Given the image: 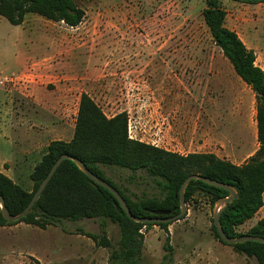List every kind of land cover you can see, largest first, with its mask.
<instances>
[{"label":"rangeland","instance_id":"1","mask_svg":"<svg viewBox=\"0 0 264 264\" xmlns=\"http://www.w3.org/2000/svg\"><path fill=\"white\" fill-rule=\"evenodd\" d=\"M73 2L84 14L75 27L33 13L13 26L0 16V119L10 100L25 109L26 96H41L43 90L51 102L65 104L70 124L86 94L107 118L126 115L130 140L185 156L190 149L183 131L194 123L218 132L222 147L214 155L219 159L240 166L256 153L255 94L215 46L202 15L206 0ZM219 4L224 26L254 53L255 65L264 72V3ZM38 116L47 121L50 115ZM162 120L165 126L172 121L164 147L156 143ZM67 136L62 141H69ZM98 167L131 202L166 197L164 183L145 170ZM32 170L25 168L13 181L28 193L34 187ZM185 205V216L163 228L131 227L140 236L135 240L118 217L105 213L55 219L45 229L25 223L0 226V264H129L122 252L139 242L132 264H258L215 237L208 197L195 192ZM263 215L264 205L237 232L245 234ZM104 238L108 246L100 244Z\"/></svg>","mask_w":264,"mask_h":264},{"label":"trees","instance_id":"2","mask_svg":"<svg viewBox=\"0 0 264 264\" xmlns=\"http://www.w3.org/2000/svg\"><path fill=\"white\" fill-rule=\"evenodd\" d=\"M233 1L249 5L264 3V0ZM28 13L37 14L51 21L63 22L69 27L77 26L84 16L83 11L74 4L73 0H0V16L13 26L20 25L23 17ZM202 15L215 46L229 61L234 73L255 94L259 147L249 161L239 166L219 159L212 153H190L182 156L130 140L127 136V119L124 113L107 118L88 95L81 94L73 136L67 142L55 140L48 144L45 154L30 174L34 185L32 192H25L0 173V196L11 215L18 214L27 206L53 163L61 155L67 154L83 162L91 173L114 187L126 202L130 213L136 218H155L157 216L154 213L161 211L176 215L179 212L178 191L189 175L198 174L230 185L237 190L238 199L230 202L220 215L219 222L223 232L230 238L244 235L264 238V215L245 234L237 232V228L251 220L263 206L264 72L255 65L254 53L245 47L233 31L224 26L225 12L220 7L219 0H206V9ZM98 164L130 171L145 170L164 183L166 197L162 201L144 199L131 202L125 198L121 189L105 178ZM195 192L208 197L210 205L228 195L225 190L192 180L185 189V203ZM101 213L118 217L120 222L127 226V231L132 236L130 240L140 237L131 227L137 230L138 226L157 225L163 228L168 225L141 224L128 219L117 207V202L110 192L95 185L72 161L65 160L59 165L31 210L17 222L3 220L0 213V226L25 223L45 229L55 219L92 218ZM211 226L218 241L225 244L220 241L213 223ZM87 237L96 241L92 235ZM100 244L108 246L105 238ZM231 246L238 252L255 257L258 264H264L263 244L247 242ZM140 247V242L126 247L122 252V259L132 264L131 261L140 253ZM168 264L173 263L169 260Z\"/></svg>","mask_w":264,"mask_h":264},{"label":"crops","instance_id":"3","mask_svg":"<svg viewBox=\"0 0 264 264\" xmlns=\"http://www.w3.org/2000/svg\"><path fill=\"white\" fill-rule=\"evenodd\" d=\"M40 93L41 96L35 92L26 96L30 103L28 102L25 109H16L12 100H10L11 104L9 103L8 107L2 109V118L0 119V173L12 181L22 175L25 168L27 171L40 161L51 141L63 140L64 136L67 135L68 138L65 139L70 140L73 136L75 117L68 124L64 118L65 104L58 101L51 102L52 96L49 92L42 90ZM39 112L42 114L43 112L49 113L50 116L47 121L39 118ZM35 124L39 128L36 129ZM171 128L172 121H168L165 126V122L162 120V124L157 130L158 135L160 134L159 140H156L157 144L160 141L164 147L165 135ZM183 133L184 146L190 149V153L215 154L220 152L222 145L219 142L218 132L208 131L202 126L195 127L194 123H190ZM173 135L169 136L170 140H173ZM209 142L212 143L213 148H210ZM29 160L31 163L28 162Z\"/></svg>","mask_w":264,"mask_h":264},{"label":"water","instance_id":"4","mask_svg":"<svg viewBox=\"0 0 264 264\" xmlns=\"http://www.w3.org/2000/svg\"><path fill=\"white\" fill-rule=\"evenodd\" d=\"M65 160L72 161L75 164V166L77 167V169L82 174H84L89 180H91L95 185L100 186V187L106 189L108 192H110L114 196V198L117 202V207L120 208L125 213V215L127 216L128 219L132 220L133 222L141 223V224H158V223L170 224V223L176 222V221L180 220L181 218H183L186 214V205H185V200H184V193H185L186 187L188 186V184L192 180H198V181H201V182H203L207 185H210L212 187L225 190L228 193V195L226 197L217 199L213 203L212 210H211L212 223H213V226H214V228H215V230L219 236L220 241L227 244V245L244 244L247 242H257V243L264 245V238L263 237L244 235V236H240L238 238H230L227 235H225V233L223 232V230L220 226V222H219L220 215L223 212V210L228 206V204L230 202L238 199L237 190L230 185L217 182L215 180H212V179L207 178V177H203V176L198 175V174L189 175L182 182V184L179 188V191H178L179 212L176 215H171V213L168 211H166V212L161 211V212H155L154 213V215L157 216L155 218H144V219L136 218L130 213L126 202L124 201V199L121 197V195L118 193V191L114 187H112L110 184H108L104 180H101L99 177H97L96 175L91 173L86 168V166L84 165L83 162H81L77 158L71 157L67 154L61 155L53 163V165L51 166L47 175L40 182L39 186L37 187V189L33 193L32 198L30 199L27 206L18 214L11 215L9 213V211L7 210V208L5 207L3 198L0 196V213H1L2 219L7 221V222H17L21 218H23L31 210V208L33 207L36 200L38 199V197L41 195V193L45 189L46 185L48 184V182L50 181V179L54 175V173L57 170V168L59 167V165ZM158 216H163V217H158Z\"/></svg>","mask_w":264,"mask_h":264}]
</instances>
